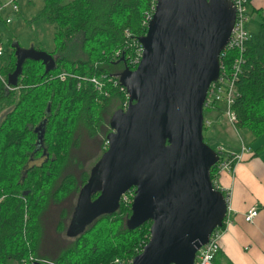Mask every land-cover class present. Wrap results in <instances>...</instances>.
Here are the masks:
<instances>
[{
    "label": "trees",
    "instance_id": "obj_1",
    "mask_svg": "<svg viewBox=\"0 0 264 264\" xmlns=\"http://www.w3.org/2000/svg\"><path fill=\"white\" fill-rule=\"evenodd\" d=\"M154 4L155 0H44L38 18L52 25L54 47L50 51L31 49L46 53L50 59L32 60L21 55L20 51L27 49L18 44L4 46L10 51L0 60V75L12 90L0 82V264L125 263L146 244L150 223L131 228L128 200H120L116 210L86 221V228L74 234L58 253L42 245L41 217L49 201L60 204L76 194L69 227L76 221L82 191L91 186L105 150L88 173L82 169L81 159L69 155L71 150L80 149L82 139L81 132L75 138L73 134L81 128L89 137L102 136L107 143L112 133L110 120L127 102L119 77L135 67L131 60L137 55L138 38L145 34ZM255 12L258 28L256 33H248L244 44L235 81L237 95L230 110L236 116L235 131H247L253 140L264 142V17L260 16L262 10ZM0 43L4 44L1 39ZM233 56L224 53L223 69ZM17 65L19 73L14 76ZM62 73L81 78L106 75L111 79L107 96L87 82L78 87L74 78L61 81L58 77ZM207 129L202 126V131ZM202 140L216 150L207 143L206 134ZM252 148L251 154H256L263 147L256 144ZM44 156L40 165L28 166ZM209 178L213 184L215 167ZM90 193L91 200L100 194L96 187ZM127 193L133 195V189ZM40 247L55 255L39 253Z\"/></svg>",
    "mask_w": 264,
    "mask_h": 264
},
{
    "label": "water",
    "instance_id": "obj_2",
    "mask_svg": "<svg viewBox=\"0 0 264 264\" xmlns=\"http://www.w3.org/2000/svg\"><path fill=\"white\" fill-rule=\"evenodd\" d=\"M233 21L230 0H155L138 38L139 62L119 77L126 106L110 120L108 146L75 217L82 222L112 212L133 189L128 223L150 226L130 264H193L196 251L222 226L227 203L209 178L218 153L202 140V118ZM19 51L18 61L23 54L50 59L33 49ZM100 170L102 180L95 178ZM94 187L100 194L91 200Z\"/></svg>",
    "mask_w": 264,
    "mask_h": 264
},
{
    "label": "rangeland",
    "instance_id": "obj_3",
    "mask_svg": "<svg viewBox=\"0 0 264 264\" xmlns=\"http://www.w3.org/2000/svg\"><path fill=\"white\" fill-rule=\"evenodd\" d=\"M9 2L10 0H0V39L4 43L2 44L3 47L6 46L7 48L10 44L12 46L18 44L21 48L27 50L31 48H43L50 51L53 49L52 25L46 23L44 19L38 18L44 0H15L14 4L18 7L17 12L12 10V6ZM103 9H105V3H103L102 10ZM247 12V32L256 33L259 24V16L251 11V9H248ZM260 16L264 17V13H261ZM7 20L8 22H6ZM91 46L94 48L96 44L93 42ZM5 51L9 54L10 49H5L4 47V53ZM220 114V111L203 112V117L210 121L208 129L202 131L203 136L205 134L206 136L209 135L207 143L216 147L217 144L223 145L225 142L232 146L233 144L236 145L237 142L240 143L239 139L243 141V130L236 132H234L233 129L231 130ZM80 129L81 128H77V132L73 134L75 138L79 132L82 133L80 134V138H82L80 140V149L71 150L69 155L75 156L77 160L78 158L81 159L82 169L89 173V171L94 170L98 159L97 157L103 153V150L106 151L107 147L106 143L103 142L102 136L91 138L86 131L84 132L83 129ZM204 142L206 143L205 140ZM241 145L243 144L241 143L240 146ZM243 147L247 149L246 146L243 145ZM44 159L45 157L42 159H34L28 166L40 165ZM71 167L72 165H70V168ZM73 167L75 166L73 165ZM79 173L80 172L77 171V177ZM95 178L102 180V170L96 172ZM76 197V194H72V196L67 197L60 204H52L51 201H49L46 211L42 214L41 228L43 227L44 233V238L42 236L41 239L43 242L42 245L51 250L55 249L56 253L62 251L65 246H68V243L75 237L71 235L69 223L75 206ZM126 198L128 202H131L132 198L130 195H127ZM78 209L80 210L81 208ZM64 212L66 216L62 217L61 215ZM84 227L86 228V226ZM66 233H68V235ZM39 253L48 254L49 251L48 249L45 250L40 247ZM49 254V256L55 255L54 251H51ZM49 259L51 258L49 257ZM124 261L126 263L129 259ZM120 263L123 262L121 261Z\"/></svg>",
    "mask_w": 264,
    "mask_h": 264
},
{
    "label": "crops",
    "instance_id": "obj_4",
    "mask_svg": "<svg viewBox=\"0 0 264 264\" xmlns=\"http://www.w3.org/2000/svg\"><path fill=\"white\" fill-rule=\"evenodd\" d=\"M246 2L247 10L251 9L256 15L255 11L259 9L264 13V0ZM207 137L209 139V135ZM243 139L232 146L226 142L216 145L238 153L242 143L248 152L241 155V160L234 165L231 174L217 177L219 188L228 195V225L223 228L218 255L213 264H264V142L253 140L247 131H243ZM256 144H262L263 148L251 154ZM249 208L257 211L251 224L242 219Z\"/></svg>",
    "mask_w": 264,
    "mask_h": 264
},
{
    "label": "built area",
    "instance_id": "obj_5",
    "mask_svg": "<svg viewBox=\"0 0 264 264\" xmlns=\"http://www.w3.org/2000/svg\"><path fill=\"white\" fill-rule=\"evenodd\" d=\"M232 6L234 8V21L233 26L230 32V36L228 42L224 48V50L219 54V71L216 80L209 84L205 99L203 101V112H221V116L225 120V123L228 124L229 128L235 131V123H236V116L230 110V107L233 103L235 96L237 95L235 89V81L237 74L239 73L240 65L242 63V53L244 51V44L248 39V32H247V2L246 0H230ZM15 0H10L9 4L12 6V10L17 12L18 7L14 4ZM151 17L146 19L147 23ZM8 22V20L6 21ZM147 25V24H146ZM139 45V44H138ZM225 52H230L234 54L232 59L230 60L228 67L223 69V65L221 62V58L224 56ZM141 48L137 50V55L131 60L133 65L138 64L140 58ZM4 55V47L0 43V60ZM134 67V68H135ZM61 81L65 78H74L77 80L78 87H80L81 82L89 83L92 88L100 94L107 96L106 86L107 83L111 82V79H107L106 75H101L99 77H85L81 78L80 76H73L71 74L62 73L58 77ZM0 82L4 85V88L8 91H11L10 88L4 78L0 75ZM121 90L124 91L122 88ZM125 92V91H124ZM126 103L124 105V108ZM220 106V107H219ZM220 110H217V108ZM210 125V121L203 117L202 118V126L208 127ZM108 143H106V147ZM218 153V160L215 163V176L216 180L213 182V187L216 190L221 189L217 184V177L220 174H231L233 167L236 163L241 160V155L243 153H247L248 150L240 146V150L238 153L224 150L222 147H217L215 150ZM129 191V190H128ZM127 191V192H128ZM124 193L121 197L123 202L127 201L126 196L130 195L129 193ZM223 193V192H222ZM225 196V200L227 202L228 195L227 193H223ZM131 197L133 195H130ZM130 204V202H129ZM222 220V226L220 228L214 229L208 237V240L205 245L201 246L195 253L193 264H213V259L218 252L219 249V239L222 234L223 228L228 225V220L226 218ZM257 216V211L255 208H249L242 219L245 223L251 224L255 217ZM131 260L127 261L126 263H120L116 261L114 264H130Z\"/></svg>",
    "mask_w": 264,
    "mask_h": 264
},
{
    "label": "flooded vegetation",
    "instance_id": "obj_6",
    "mask_svg": "<svg viewBox=\"0 0 264 264\" xmlns=\"http://www.w3.org/2000/svg\"><path fill=\"white\" fill-rule=\"evenodd\" d=\"M44 157H46V156H44ZM98 196H96L94 199H92V200H95L96 198H97ZM88 221V220H87ZM86 221H82V222H78L77 220L76 221H74L73 223H72V227L70 228V230H71V234L72 235H74V234H76V233H78V232H81V230L82 229H84V223H85Z\"/></svg>",
    "mask_w": 264,
    "mask_h": 264
}]
</instances>
